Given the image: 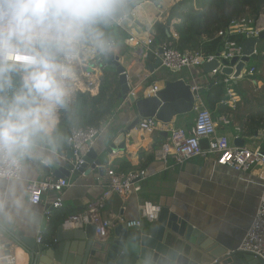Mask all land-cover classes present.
I'll list each match as a JSON object with an SVG mask.
<instances>
[{
    "label": "crops",
    "instance_id": "crops-1",
    "mask_svg": "<svg viewBox=\"0 0 264 264\" xmlns=\"http://www.w3.org/2000/svg\"><path fill=\"white\" fill-rule=\"evenodd\" d=\"M156 2L155 4L148 1L137 6L133 10L136 22L124 20L121 23L120 27L125 30L129 39L134 38L135 41H139V44L135 45V41L129 42L128 39L122 46L114 44L113 51L110 52L119 57L121 65L125 68L131 92L137 98L147 97L150 88L153 85L159 88L163 78L171 81L186 79L189 85L196 83L205 90L210 84L203 82L205 76L203 69L181 70L185 72L165 74L164 71L167 70L159 65L155 67L158 59L156 52L159 47H154L152 51L153 43L150 46L143 43L148 38L153 40L154 24L164 21L174 0H156ZM114 25L117 23H111L109 27L112 28ZM168 32L172 37L177 38L172 27L168 29ZM261 41L264 42V40ZM255 49L259 55L264 56V47L258 50L256 45ZM85 56L86 54L81 51L79 57L72 61L75 79L69 82L71 101L76 92H89L92 96H96L100 84L108 75L114 77L117 83V76L112 69L105 64L104 68L100 69L96 63L91 64V62L84 61ZM261 63L264 66V61ZM250 66L256 68V73L259 72L258 67L252 62ZM263 74L264 69L260 71L262 76L260 80L246 78L243 75L236 82L231 81L229 84H224L220 104L231 109H234L237 104L240 105L242 121H245L248 115L262 111L260 107L263 106L259 105L258 101L263 100L264 96L257 97L251 105L252 99L248 98L247 90L250 84L256 89H262ZM234 86L240 87L244 92V97L238 95ZM119 90L117 86V97ZM203 92L199 96L201 104L198 105L200 107L198 111L193 110L190 114L175 118L169 125L159 123L151 131H140L134 128L126 134L122 143L123 149L116 148V155L108 153L105 157L101 166L104 169L103 174L98 168L93 170L88 166L84 172H72L71 170L68 176L61 177L68 181L69 186L62 193V206L53 209L52 204L57 198L55 192L46 191L41 197V202L38 205H32L28 201L25 187L31 181H44L50 176L54 179H61L54 177L56 171L54 165L59 168L66 165L72 166V160H68L70 149L67 139L69 134L57 124L53 136L57 138L59 147L53 163L45 166L39 160H29L27 161L29 165L27 176L22 174L21 180L15 181L16 196L23 197L26 204L30 206L32 214L30 216L13 215L9 218L0 212V258H13L10 264H30L28 256L30 245H36L39 250H42V247H46V250L54 248L58 244L56 241L58 228L62 226L64 233L62 241L68 245L66 240L72 236L75 229H72L70 224H64L65 220L67 217L84 211L90 202L102 194L105 170L111 167H115L122 174L144 171L145 177L139 183L138 194H130L126 197L115 195L106 203L101 213L104 219L112 221L114 225L121 224L119 223L121 220L124 223L140 221V227L132 229H143L149 224L139 218L138 204L150 202L161 208L169 209L171 213L187 221L204 237L228 249L237 250L258 206L264 183L260 177L262 170L254 168L247 173H238L227 167L217 166L215 156L195 157L182 165L176 164L171 157H168L166 161L155 157L157 149L167 140L166 130L170 126L185 128L189 134L198 136L203 149L207 147L208 137H226L230 144H234L237 137V140L244 141L243 146L245 147H260L264 150V140L260 141L255 138V135L242 136L238 131V123H231L230 116L216 117L208 112L201 100ZM263 92L264 89L261 93ZM229 94L233 95L235 102L233 105L224 104L230 101ZM245 99L248 100L246 104ZM133 119L134 113L129 102L120 100L114 115L99 126L106 125V129L95 140L92 148L102 151L110 147L117 135L122 133ZM222 119H226L229 123L224 124ZM162 132H166L165 137L161 135ZM8 183L11 181L0 179V203L7 199L6 185ZM45 211H49L50 215L45 216ZM42 235L44 239L38 244L37 238L42 239ZM47 261L50 263L49 260ZM4 262L3 260L2 263Z\"/></svg>",
    "mask_w": 264,
    "mask_h": 264
},
{
    "label": "clouds",
    "instance_id": "clouds-1",
    "mask_svg": "<svg viewBox=\"0 0 264 264\" xmlns=\"http://www.w3.org/2000/svg\"><path fill=\"white\" fill-rule=\"evenodd\" d=\"M127 8V0H0V165L11 181L0 203L5 216L32 214L13 178L27 176L29 160L53 163L58 111L70 102L75 79L72 61L85 47L112 52L102 28L119 23Z\"/></svg>",
    "mask_w": 264,
    "mask_h": 264
},
{
    "label": "water",
    "instance_id": "water-1",
    "mask_svg": "<svg viewBox=\"0 0 264 264\" xmlns=\"http://www.w3.org/2000/svg\"><path fill=\"white\" fill-rule=\"evenodd\" d=\"M148 1L157 3L156 0L128 2L127 14L120 21L136 22L133 10ZM166 33L170 37L168 30ZM261 40H264V32L257 39L244 41L241 45L244 57L239 61L236 58L229 62L223 61L221 74L231 76L236 82L243 77L244 70L252 59L264 61V56L253 54ZM218 54L219 50L216 56ZM94 56L98 68L103 69L105 64L114 71L120 89L118 98L124 102L128 101L134 113L133 121L117 135L110 147L102 151L89 149L83 158L84 163L77 171L84 172L90 166L93 170L98 168L103 174L104 169L101 166L107 154L116 148L123 149L122 143L126 134L136 128L140 119L155 118L160 124L169 125L175 118L190 114L194 110L197 97L204 89L191 91V85L186 79L171 81L163 78L155 95L137 98L131 92L126 70L121 65L119 57L112 53L101 56L95 52ZM159 62L158 58L155 67ZM217 66V62L212 61L204 64L202 69L208 73ZM165 133L162 132L161 135L165 137ZM234 145L243 146L244 141L236 139ZM68 160L73 161L71 152L68 153ZM53 167L56 169L54 174L56 178L68 176L72 170L71 165L63 168L57 165ZM63 234L62 226L58 228L56 235L58 244L49 250H46V247L39 250L36 245H30L28 249L30 264H264L251 254L228 249L204 237L187 221L171 213L167 208H161L157 221L143 229L134 230L125 223L118 224L109 231L107 238L102 240L95 236L94 226L82 230L75 229L72 236L66 240L68 245L62 241Z\"/></svg>",
    "mask_w": 264,
    "mask_h": 264
},
{
    "label": "built area",
    "instance_id": "built-area-1",
    "mask_svg": "<svg viewBox=\"0 0 264 264\" xmlns=\"http://www.w3.org/2000/svg\"><path fill=\"white\" fill-rule=\"evenodd\" d=\"M122 21L117 23L121 26ZM264 32V12H261L256 19L249 17H240L230 22L226 33L219 32L218 37L224 38L228 36L241 37V42L229 40L224 38L219 45V54L205 55L201 51H179L172 46L171 43L162 44L158 48L156 55L159 58V66L167 71H181V70H196L202 69L203 65L216 61L218 66L214 70L205 73L204 84H210L218 77H222L224 84H229L233 81L232 77H227L221 74L224 67L223 61L229 62L231 59L236 58L238 61L244 57L242 54V43L247 40L257 39L259 35ZM135 41L130 38L129 42ZM153 43L152 38H148L143 44L150 46ZM139 41H135L138 45ZM114 46V43H112ZM88 52L89 62L95 63L94 52L90 48L85 49ZM253 54H258L256 49ZM250 58V56H248ZM87 61V60H86ZM256 73L254 66L247 65L244 74L245 76L252 77ZM219 79V78H218ZM201 86L198 84L191 85V91H197ZM159 91L157 86L150 88L148 96L155 95ZM134 95V93H132ZM230 101L224 104L233 105V95L229 94ZM201 104L200 98L197 97V102L194 105V111H198ZM224 124L229 122L222 119ZM159 122L155 118L140 119L136 128L140 131H151L156 128ZM106 129V125L99 128L86 127V128H73L71 129L67 144L70 152L73 155L72 172H77L81 165L84 163L83 158L90 148L93 147L95 140ZM167 140L155 152V157L158 160L166 161L168 157L174 159L175 163L182 165L183 163L195 158L215 156V164L220 167H227L238 173H247L254 168L262 170L260 172L261 180L264 181V150L260 147L248 148L245 146H236L230 144L226 137L211 138L208 137L207 147L202 148L198 136L189 134L185 128L182 127H169L167 130ZM255 138L260 141L264 140V130H260L255 134ZM237 139V137H236ZM117 152L112 150L110 155H116ZM44 165V164H43ZM47 166V165H45ZM105 176L102 180L103 192L94 201L90 202L81 213L67 217L64 224H70L72 229H83L88 226L95 227V236L97 239H105L109 231L115 226L114 223L108 219H104L101 215L106 203L115 195L126 197L130 194H138L140 191L139 183L145 177L144 171H132L127 174L118 172L115 167L107 168ZM22 173H16L13 178L15 181L21 180ZM0 179L10 181L4 174V168L0 165ZM69 186L66 179H54L48 177L44 181H31L27 183L25 189L28 194V201L32 205H38L41 202V197L46 191H52L57 194V198L52 204L53 209H58L62 206L61 196ZM139 218L151 224L157 221L161 212V207L150 202H140L138 204ZM45 216H49L50 212L45 211ZM119 223H124L121 220ZM129 228L140 227L141 222H128L125 223ZM42 242L41 237L37 238V243ZM238 251L253 255L264 263V183L262 185V192L259 197L256 212L252 221L246 230L244 237L237 249ZM5 261L2 263V261ZM13 258H0V264H10Z\"/></svg>",
    "mask_w": 264,
    "mask_h": 264
},
{
    "label": "trees",
    "instance_id": "trees-1",
    "mask_svg": "<svg viewBox=\"0 0 264 264\" xmlns=\"http://www.w3.org/2000/svg\"><path fill=\"white\" fill-rule=\"evenodd\" d=\"M131 1L135 0H127V3ZM261 12H264V0H178L169 8L164 21L154 24L151 48L171 43L179 51H201L205 55H212L217 52L224 38L241 42L242 38L238 36H217L219 32L226 33L231 21L240 17L256 19ZM109 26L102 28L105 37L117 46L124 45L129 39L125 30L118 25L112 28ZM170 27L177 38L171 35L168 37L166 32ZM256 74L246 78L258 79ZM218 78L210 83L211 87H207L201 96L208 112L216 117L230 116V122L238 123V131L244 137L254 136L257 131L264 129V99L258 101L259 105L263 106L260 107L262 111L252 113L242 121L240 105L237 104L231 109L220 104L224 83L222 77ZM117 86L116 79L108 75L100 84L96 96L89 92H76L73 100H70L66 107L59 109L58 127L69 134L73 128H97L106 123L120 103ZM247 101L245 99L244 103Z\"/></svg>",
    "mask_w": 264,
    "mask_h": 264
},
{
    "label": "rangeland",
    "instance_id": "rangeland-1",
    "mask_svg": "<svg viewBox=\"0 0 264 264\" xmlns=\"http://www.w3.org/2000/svg\"><path fill=\"white\" fill-rule=\"evenodd\" d=\"M178 0H174V3L173 4H175L176 2H177ZM172 4V5H173ZM171 5V6H172ZM170 8V7H169ZM169 10V9H168ZM168 12V11H167ZM264 47V42L263 41H260L258 44H257V49L258 50H260V49H262ZM86 48H88V47H85V48H83V50H81L82 52H84L85 54H86V56H85V59H83L84 61H86L87 60V62H89L90 61V59H89V57H88V52H86L84 49H86ZM252 62V64H255V66L256 67H258V69L257 70H259V72H257V77H258V79L260 80L261 79V75H260V71H262L263 69H264V66L262 65V61L260 62V61H257V60H255V59H252L251 61H250V63ZM250 63L248 64V65H250ZM181 72H185V71H181ZM164 73L165 74H172L173 72H169V71H164ZM176 73H178V72H176ZM180 73V72H179ZM174 74V73H173ZM264 75V74H263ZM246 81V80H245ZM262 82V81H261ZM234 89L236 90V92L238 93V94H240L241 95V97H244V92L243 91H241V89H240V87L239 86H234ZM264 89V86H263V88L262 89H256L255 87H253L251 84H250V86L248 87V98H250V99H252V102H251V105H253V100H255L257 97H259V98H262L263 96H264V92L263 93H261V91ZM243 95V96H242ZM250 105V106H251Z\"/></svg>",
    "mask_w": 264,
    "mask_h": 264
}]
</instances>
